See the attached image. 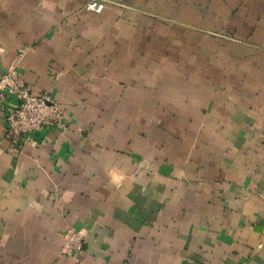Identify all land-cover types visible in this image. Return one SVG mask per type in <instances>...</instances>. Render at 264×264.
Listing matches in <instances>:
<instances>
[{"label":"crops","instance_id":"1","mask_svg":"<svg viewBox=\"0 0 264 264\" xmlns=\"http://www.w3.org/2000/svg\"><path fill=\"white\" fill-rule=\"evenodd\" d=\"M89 1L0 0L67 124L18 150L0 104V264H264V0Z\"/></svg>","mask_w":264,"mask_h":264},{"label":"built area","instance_id":"2","mask_svg":"<svg viewBox=\"0 0 264 264\" xmlns=\"http://www.w3.org/2000/svg\"><path fill=\"white\" fill-rule=\"evenodd\" d=\"M103 6V0H90L86 4L87 9L95 12H101ZM10 99H14L15 103L8 102ZM0 104L6 107V136L18 150L38 140L44 131H63L67 128L60 104L52 98L50 92L34 94L22 87L16 76L15 65L0 77ZM65 240L68 253L77 252L84 245L83 235L77 230L67 229Z\"/></svg>","mask_w":264,"mask_h":264},{"label":"rangeland","instance_id":"3","mask_svg":"<svg viewBox=\"0 0 264 264\" xmlns=\"http://www.w3.org/2000/svg\"><path fill=\"white\" fill-rule=\"evenodd\" d=\"M83 247V246H82Z\"/></svg>","mask_w":264,"mask_h":264}]
</instances>
